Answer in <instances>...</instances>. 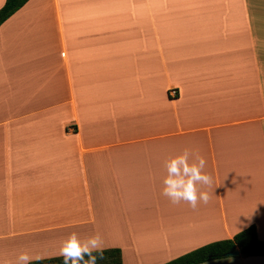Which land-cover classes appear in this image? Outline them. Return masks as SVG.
<instances>
[{
    "label": "crops",
    "instance_id": "obj_1",
    "mask_svg": "<svg viewBox=\"0 0 264 264\" xmlns=\"http://www.w3.org/2000/svg\"><path fill=\"white\" fill-rule=\"evenodd\" d=\"M184 148L212 177L195 208L161 192ZM251 224L264 240V0H27L0 24V264L73 231L161 264Z\"/></svg>",
    "mask_w": 264,
    "mask_h": 264
},
{
    "label": "clouds",
    "instance_id": "obj_2",
    "mask_svg": "<svg viewBox=\"0 0 264 264\" xmlns=\"http://www.w3.org/2000/svg\"><path fill=\"white\" fill-rule=\"evenodd\" d=\"M206 163L202 155L191 153L187 148L170 156L164 164L162 194L174 204L186 202L193 208L198 203H207L210 195L206 186L212 183V177L205 171ZM102 239V234L98 231L86 237H81L75 231L70 232L60 242L59 255L64 264H96L97 257L103 255ZM43 258L20 250L14 261H9L8 264H29L30 261Z\"/></svg>",
    "mask_w": 264,
    "mask_h": 264
},
{
    "label": "trees",
    "instance_id": "obj_3",
    "mask_svg": "<svg viewBox=\"0 0 264 264\" xmlns=\"http://www.w3.org/2000/svg\"><path fill=\"white\" fill-rule=\"evenodd\" d=\"M26 1L5 0L0 7V24ZM234 248H237L242 256H264V240L258 237L254 224L239 230L232 237L207 242L161 264H199L225 257L226 253ZM85 259H87L86 254ZM29 264H64V261L61 255H56L30 261ZM96 264H122L120 249L103 248V255L97 257Z\"/></svg>",
    "mask_w": 264,
    "mask_h": 264
},
{
    "label": "water",
    "instance_id": "obj_4",
    "mask_svg": "<svg viewBox=\"0 0 264 264\" xmlns=\"http://www.w3.org/2000/svg\"><path fill=\"white\" fill-rule=\"evenodd\" d=\"M239 254H240V252L237 248H234L233 250L226 253L227 256H237Z\"/></svg>",
    "mask_w": 264,
    "mask_h": 264
},
{
    "label": "built area",
    "instance_id": "obj_5",
    "mask_svg": "<svg viewBox=\"0 0 264 264\" xmlns=\"http://www.w3.org/2000/svg\"><path fill=\"white\" fill-rule=\"evenodd\" d=\"M172 93H175V90H172Z\"/></svg>",
    "mask_w": 264,
    "mask_h": 264
}]
</instances>
